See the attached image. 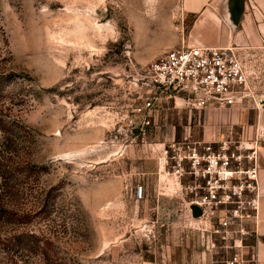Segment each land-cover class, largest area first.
Instances as JSON below:
<instances>
[{
  "label": "rangeland",
  "instance_id": "374dc122",
  "mask_svg": "<svg viewBox=\"0 0 264 264\" xmlns=\"http://www.w3.org/2000/svg\"><path fill=\"white\" fill-rule=\"evenodd\" d=\"M179 5L0 0V110L17 124L15 162L28 163L0 177V264H41L14 246L28 229L73 264H223L170 153L204 135L264 143V48L242 53L244 104L198 109L156 94L143 109L155 95L143 69L183 42Z\"/></svg>",
  "mask_w": 264,
  "mask_h": 264
},
{
  "label": "built area",
  "instance_id": "2783aa9c",
  "mask_svg": "<svg viewBox=\"0 0 264 264\" xmlns=\"http://www.w3.org/2000/svg\"><path fill=\"white\" fill-rule=\"evenodd\" d=\"M143 73L153 94L198 109L240 106L251 95L243 56L233 47L180 46ZM155 95L146 97L143 109H154ZM170 158L178 177L189 179L188 205L200 209L213 246L227 253L223 264H253L260 198L256 149L229 139H187L173 145Z\"/></svg>",
  "mask_w": 264,
  "mask_h": 264
},
{
  "label": "crops",
  "instance_id": "0c3cea01",
  "mask_svg": "<svg viewBox=\"0 0 264 264\" xmlns=\"http://www.w3.org/2000/svg\"><path fill=\"white\" fill-rule=\"evenodd\" d=\"M179 8L181 19L190 20L181 46L233 47L241 54L264 48V0H180ZM255 160L260 198L253 264H264V143Z\"/></svg>",
  "mask_w": 264,
  "mask_h": 264
},
{
  "label": "trees",
  "instance_id": "16d2710c",
  "mask_svg": "<svg viewBox=\"0 0 264 264\" xmlns=\"http://www.w3.org/2000/svg\"><path fill=\"white\" fill-rule=\"evenodd\" d=\"M3 74L0 73V80L3 78ZM15 121H11L2 117L0 110V177L5 179H12L14 174L22 171L23 168L28 167V163L22 164L15 162L16 142L13 135V126H16ZM15 145V146H14ZM25 171V170H24ZM22 238L20 242L14 243V246L20 247V249L26 253H36L39 255L41 264H73L70 260L55 256L52 250L49 249L51 238H37L34 237L33 232L22 230L18 236ZM16 238V237H15ZM10 242H11V238Z\"/></svg>",
  "mask_w": 264,
  "mask_h": 264
},
{
  "label": "water",
  "instance_id": "95a60500",
  "mask_svg": "<svg viewBox=\"0 0 264 264\" xmlns=\"http://www.w3.org/2000/svg\"><path fill=\"white\" fill-rule=\"evenodd\" d=\"M189 208H190L192 215L194 217H199L201 211L196 205H190Z\"/></svg>",
  "mask_w": 264,
  "mask_h": 264
}]
</instances>
